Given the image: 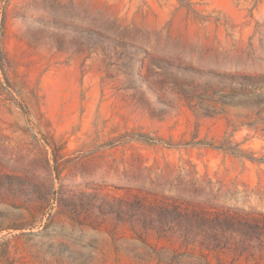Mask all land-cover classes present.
Returning a JSON list of instances; mask_svg holds the SVG:
<instances>
[{
	"label": "rangeland",
	"instance_id": "obj_1",
	"mask_svg": "<svg viewBox=\"0 0 264 264\" xmlns=\"http://www.w3.org/2000/svg\"><path fill=\"white\" fill-rule=\"evenodd\" d=\"M0 264H264V0H0Z\"/></svg>",
	"mask_w": 264,
	"mask_h": 264
}]
</instances>
